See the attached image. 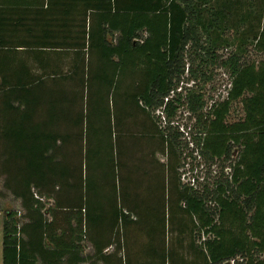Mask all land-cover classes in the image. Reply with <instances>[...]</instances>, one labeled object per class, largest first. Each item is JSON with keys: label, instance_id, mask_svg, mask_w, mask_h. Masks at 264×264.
Returning a JSON list of instances; mask_svg holds the SVG:
<instances>
[{"label": "trees", "instance_id": "trees-1", "mask_svg": "<svg viewBox=\"0 0 264 264\" xmlns=\"http://www.w3.org/2000/svg\"><path fill=\"white\" fill-rule=\"evenodd\" d=\"M250 48L264 55V0H0L3 264H264V61ZM209 67L232 81L204 113L202 89L177 90ZM185 106L197 153L230 162L213 187L181 181Z\"/></svg>", "mask_w": 264, "mask_h": 264}, {"label": "rangeland", "instance_id": "rangeland-1", "mask_svg": "<svg viewBox=\"0 0 264 264\" xmlns=\"http://www.w3.org/2000/svg\"><path fill=\"white\" fill-rule=\"evenodd\" d=\"M231 51V49H221L219 51V54L223 55L224 57H227L231 53ZM247 60L253 63L261 62L264 61V55L262 53L257 52L255 49L250 48ZM206 71L208 75L212 77L211 80L208 81L206 84H203L202 82L199 83L193 81H185V83H182L180 88L177 90V92H181L183 88L182 92H185L186 88L191 87L196 90L202 89L201 93H204L205 100L207 101V106L204 110V113H207L215 102H222L227 98L228 92L231 89L232 81L228 72H226L224 69H221L220 67H209ZM173 95L174 94H172L171 98L173 97ZM154 115V119L156 120L159 129L165 130V128L167 127L168 119H165V115H163L159 111L155 112ZM244 116L245 114L243 111V105L240 101H238L233 104L228 121L230 123H234L243 119ZM142 119L146 121L148 118L143 115ZM172 125L175 130H177L180 135H182L180 138L182 144L179 153L181 159V168L179 170V174L182 179V182L193 183V178H195L197 180L196 186H204L209 184L210 187H213L216 182H218L220 179L224 180L226 176H229L228 173H230V162L227 163L223 172L222 169L224 163L222 160L216 159L213 163H211L206 161L204 157L197 153V141L195 140L198 131L197 117H195L191 112H189L186 106L181 107L179 109ZM128 129H130L132 132H137L141 130L140 128L135 126L128 127ZM145 153H147V151ZM237 154V149H234L232 157L233 160L236 159ZM157 157L161 162L167 163V158L163 157L161 154H158ZM3 179V177L0 178V191L1 189H3ZM42 201L45 205L43 213L45 217L51 220L52 217L50 216L48 209H50V207L54 204V201L48 200L45 197L42 198ZM2 203L4 207L10 208L18 212L19 221L21 225L29 222L26 210L22 207L20 200H17L15 197L10 195L3 199ZM60 217L62 219L63 215H60ZM3 223L4 214L0 212V264H3ZM86 246V252H91L92 249L90 248V246L88 244H86Z\"/></svg>", "mask_w": 264, "mask_h": 264}, {"label": "built area", "instance_id": "built-area-1", "mask_svg": "<svg viewBox=\"0 0 264 264\" xmlns=\"http://www.w3.org/2000/svg\"><path fill=\"white\" fill-rule=\"evenodd\" d=\"M168 100L169 99H166V101H168ZM158 111L161 112L164 115L163 109H159ZM229 170H230V173H228V174H229V176H231L232 169L229 168ZM181 181H182V179H181ZM196 182H197V180L195 178H193V183H189V182H186V183L185 182H182V183L184 185L194 186L195 188H198L199 185L196 186ZM242 262H243V258L237 257V258H234V259H231V260H227L223 264H240Z\"/></svg>", "mask_w": 264, "mask_h": 264}]
</instances>
